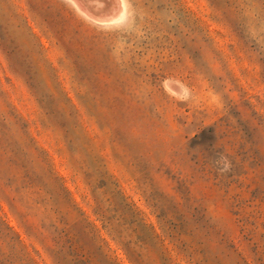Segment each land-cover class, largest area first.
I'll return each mask as SVG.
<instances>
[{
    "label": "rangeland",
    "instance_id": "obj_1",
    "mask_svg": "<svg viewBox=\"0 0 264 264\" xmlns=\"http://www.w3.org/2000/svg\"><path fill=\"white\" fill-rule=\"evenodd\" d=\"M0 264H264V0H0Z\"/></svg>",
    "mask_w": 264,
    "mask_h": 264
}]
</instances>
